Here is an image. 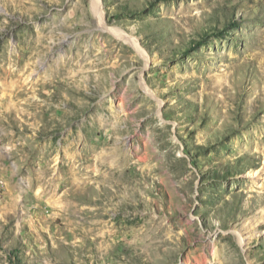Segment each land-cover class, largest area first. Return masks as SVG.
<instances>
[{
    "label": "rangeland",
    "instance_id": "rangeland-1",
    "mask_svg": "<svg viewBox=\"0 0 264 264\" xmlns=\"http://www.w3.org/2000/svg\"><path fill=\"white\" fill-rule=\"evenodd\" d=\"M0 264H264V0H0Z\"/></svg>",
    "mask_w": 264,
    "mask_h": 264
},
{
    "label": "bare ground",
    "instance_id": "bare-ground-1",
    "mask_svg": "<svg viewBox=\"0 0 264 264\" xmlns=\"http://www.w3.org/2000/svg\"><path fill=\"white\" fill-rule=\"evenodd\" d=\"M133 45H134V46H136V44H135V43H133Z\"/></svg>",
    "mask_w": 264,
    "mask_h": 264
}]
</instances>
